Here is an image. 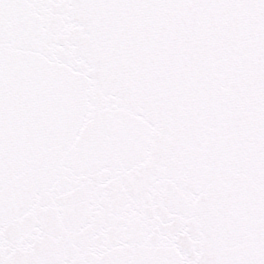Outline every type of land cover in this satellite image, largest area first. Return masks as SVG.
<instances>
[{"label":"snow or ice","instance_id":"snow-or-ice-1","mask_svg":"<svg viewBox=\"0 0 264 264\" xmlns=\"http://www.w3.org/2000/svg\"><path fill=\"white\" fill-rule=\"evenodd\" d=\"M0 264H264V0H0Z\"/></svg>","mask_w":264,"mask_h":264}]
</instances>
